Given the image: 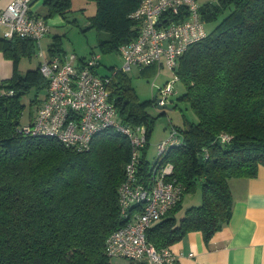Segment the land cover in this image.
<instances>
[{"label": "trees", "instance_id": "obj_1", "mask_svg": "<svg viewBox=\"0 0 264 264\" xmlns=\"http://www.w3.org/2000/svg\"><path fill=\"white\" fill-rule=\"evenodd\" d=\"M90 1L95 4L90 25L108 35L98 41L101 52L117 51L136 36L129 14L139 0ZM42 4L43 18L65 17L73 0ZM200 13L205 22L216 23L178 61L183 85L178 98L195 118L173 124L181 142L162 154L163 162L173 165L171 178L185 189L179 202L146 230L158 249L189 231H200L208 241L230 220L229 180L254 177L264 166V0L206 2ZM36 47L31 38L0 36V51L15 66L35 55ZM49 49L63 52L56 42ZM113 69L107 74L109 99L122 123L144 125L148 139L153 101H140L128 75ZM46 84L38 66L0 79V264H120L107 255L105 241L140 210L133 204L124 215L119 205L129 140L123 131L107 127L93 135L87 149L76 150L52 136L24 133L22 97L30 88L44 93ZM221 133L230 138L221 140ZM146 147L140 175L146 173ZM197 182L200 203L176 217L184 194L194 191Z\"/></svg>", "mask_w": 264, "mask_h": 264}, {"label": "built area", "instance_id": "obj_2", "mask_svg": "<svg viewBox=\"0 0 264 264\" xmlns=\"http://www.w3.org/2000/svg\"><path fill=\"white\" fill-rule=\"evenodd\" d=\"M31 0H9L0 8V36L31 38L40 58L38 70L46 80L42 102L24 133L47 135L59 139L76 150L87 149L95 133L107 127L123 131L131 151L124 167V179L118 188L121 212L140 205L127 223L112 231L105 241V251L111 259L124 258L147 264H176V254L169 247L158 249L146 238L147 228L163 218L181 199L182 183L171 178L173 165L163 162L167 146L181 142L180 133L170 123L167 135L157 144V155L146 173L140 175L143 148L147 144L144 125L122 123L117 108L109 99V75L96 71L99 54L80 58L66 51H43L41 40L49 31L47 20L31 10ZM135 22L136 36L120 44L117 52L121 65L113 72H130L132 67L142 71L150 66H166L173 78L159 86L155 102L167 105L179 80L176 73L179 58L188 47L207 35L198 0H139L129 14ZM221 140L230 138L221 133Z\"/></svg>", "mask_w": 264, "mask_h": 264}, {"label": "rangeland", "instance_id": "obj_3", "mask_svg": "<svg viewBox=\"0 0 264 264\" xmlns=\"http://www.w3.org/2000/svg\"><path fill=\"white\" fill-rule=\"evenodd\" d=\"M217 0H198L200 6L206 2H216ZM40 13H44V7H40ZM35 10V8H34ZM95 4L90 0H73L72 8L65 14V17L55 14L48 17L46 20L49 22L52 31L49 32L48 41L50 43H57V47L60 50L66 51L67 53H75L78 57H91L95 54H99V65L96 67V71L100 75L111 74L112 68L121 65V58L117 51L101 52L98 46L100 39L108 37L107 33L103 30H98L94 26L90 25L89 16L94 14ZM58 19L55 22V19ZM47 22V23H48ZM216 22H206L205 29L209 32L215 25ZM60 35L57 40L53 36ZM42 43V40H41ZM43 48V44H41ZM38 47H36V50ZM38 51V50H37ZM2 54V52L0 51ZM2 56L6 58L3 54ZM32 63L34 66L37 63V56L33 55ZM8 59V58H7ZM24 62H29L28 58L23 59ZM130 78V83L136 91L138 99L152 100L153 105L148 108L149 113L154 116L153 127L149 138L147 139V152L145 160L150 168L156 155L157 149L156 144L167 135L168 126L170 123L181 126L183 119L187 118L192 120L195 118L194 113L188 107L186 101L178 98L183 91V85L178 80L174 86V92L169 97L167 108L158 109L154 104V95L158 90L159 86L164 85L167 81L172 80L173 70L166 66L157 67L154 71H139L136 67H132L130 72L126 73ZM43 90H37L30 88L29 91L22 97L24 103V109L20 118V124L24 125L29 122L30 117L34 115L37 108L43 99ZM33 98L37 99L33 101ZM201 201V189L197 182L194 191L187 192L184 194L180 210L177 212V217L181 216L186 207L190 205H196ZM114 260H117L114 258ZM126 264H133L129 259H124Z\"/></svg>", "mask_w": 264, "mask_h": 264}, {"label": "crops", "instance_id": "obj_4", "mask_svg": "<svg viewBox=\"0 0 264 264\" xmlns=\"http://www.w3.org/2000/svg\"><path fill=\"white\" fill-rule=\"evenodd\" d=\"M8 1L0 0V8ZM30 5L35 14H45V10L44 13L39 12L41 5L44 7L42 0H31ZM58 19L54 21L57 22ZM51 31L49 26V31L40 42L46 55L51 53L49 48L52 43L46 38ZM31 57H27L29 62L24 64L25 57H22L15 66L0 53V79L11 77L15 70L24 74L26 70L36 68L40 58L37 56L34 66ZM156 68L157 66H150L142 71H154ZM229 185L233 196L230 220L208 241L203 240L200 231H189L171 244L169 248L176 254V264H264V166H258L254 177L231 178ZM115 261L126 264L122 258ZM132 263L147 264L136 261Z\"/></svg>", "mask_w": 264, "mask_h": 264}, {"label": "water", "instance_id": "obj_5", "mask_svg": "<svg viewBox=\"0 0 264 264\" xmlns=\"http://www.w3.org/2000/svg\"><path fill=\"white\" fill-rule=\"evenodd\" d=\"M154 104L156 105V108H158V109H165V108H167L166 105H162V106H160V105H158L155 101H154ZM199 159H201V156L199 157Z\"/></svg>", "mask_w": 264, "mask_h": 264}]
</instances>
